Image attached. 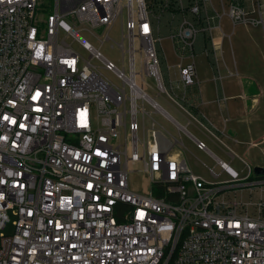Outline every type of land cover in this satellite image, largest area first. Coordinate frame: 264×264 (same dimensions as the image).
Instances as JSON below:
<instances>
[{
  "label": "built area",
  "instance_id": "built-area-1",
  "mask_svg": "<svg viewBox=\"0 0 264 264\" xmlns=\"http://www.w3.org/2000/svg\"><path fill=\"white\" fill-rule=\"evenodd\" d=\"M164 13L176 58L166 74ZM248 15L243 0H0V264H264V177L217 160L230 178L207 181L153 117L183 129L162 98L222 143L191 110L195 43L205 33L221 50L224 16L264 29ZM118 20L121 66L81 34L108 40ZM135 172L147 194L130 188ZM237 187L249 201L227 194Z\"/></svg>",
  "mask_w": 264,
  "mask_h": 264
},
{
  "label": "rangeland",
  "instance_id": "rangeland-1",
  "mask_svg": "<svg viewBox=\"0 0 264 264\" xmlns=\"http://www.w3.org/2000/svg\"><path fill=\"white\" fill-rule=\"evenodd\" d=\"M260 1L261 3H263V5L259 7L256 0H253V2L252 0H243L246 12H249L253 9L255 10V13L250 14L249 12V18L257 20L260 19V11L264 9V0ZM168 19H170V14L164 13L160 20H154L155 26L159 28V33H156V37H162L161 42L157 43V48L165 74L166 64H174L176 62V58L173 53L170 40L167 38V36L169 35ZM222 29L223 32L227 35L225 36L222 44L223 57L220 58V69L224 77H229L227 67L233 68L234 70L236 63L240 76L250 75L258 77L261 76L264 78V31L262 25H254L251 23L243 24V22H237L234 27L230 22V19H228L227 16H224L222 20ZM108 33L110 35V39L103 40L105 33L103 34V31H101L100 29L98 30L97 37L85 31L81 32L82 36L87 39L95 48L99 49V51L104 57L114 62L117 66H121L123 63V56L122 48L119 45L122 41L121 24L119 20L113 24ZM229 34L230 37L228 36ZM204 35L205 34L200 33L197 38L198 40H196L195 43V53L198 54V56L196 57V62L199 71V79L202 80L203 91L207 89L206 82L211 80V77L213 76L209 65L210 63L208 62L211 59H208V57H204V55L200 54V40L204 38ZM124 43L126 45L127 41L124 40ZM209 48L213 49V46L210 44ZM217 49L220 51V43ZM80 51L83 54H87V51L82 48L80 49ZM125 58L127 60V55ZM210 58H212L213 60L215 59L213 54H211ZM110 76L113 77L112 75ZM224 82H226V80H224ZM149 93L153 95V92L151 90H149ZM157 100L173 116H178L174 109L169 104L164 102L162 98L158 97ZM153 117H156L158 120H160L171 131L172 126L170 125L167 119H165L159 114H154ZM205 123L206 125L211 127L206 121ZM188 129L196 137H198L199 139H203L206 142L208 149L212 153L237 168L240 178L246 177L248 169L246 165L239 159V157H236L234 160H231V157L227 154V150L221 148L215 139H212V137H209L208 135L206 136L194 125L189 126ZM212 129L220 138H224L221 133L216 131L214 128ZM181 139L183 140L185 145V148L180 149L182 152V157L186 159L188 165L194 173L202 176L209 182H217L230 178V176L226 172L222 171L221 166L217 164L215 158H213L210 153L198 149L195 145V142L189 136L184 134L182 135ZM234 150L240 157H243L249 162L251 160L254 162V159L258 158L261 155L259 149H253L250 155L245 153L244 149H242L241 147H235ZM211 168H213L214 171L219 174L218 177H215L211 173ZM257 178L258 176L253 170L251 180H256ZM241 183L243 182L239 181L234 184ZM129 186L132 190L137 191L139 193L147 194L149 192L148 179L141 172L129 174ZM235 189H238L236 193L234 192V190H231L227 194H230V196L232 197H234L236 194L238 198H242L244 201L250 200V189H242V187H237ZM254 196L256 195L254 194ZM14 219L15 216L11 213L10 221L7 223L5 229L3 230L4 233H13Z\"/></svg>",
  "mask_w": 264,
  "mask_h": 264
},
{
  "label": "crops",
  "instance_id": "crops-1",
  "mask_svg": "<svg viewBox=\"0 0 264 264\" xmlns=\"http://www.w3.org/2000/svg\"><path fill=\"white\" fill-rule=\"evenodd\" d=\"M262 5L263 3H261V6ZM249 12L250 14L255 13V10L253 9ZM261 15L264 18V9L260 11V17ZM222 20L220 24L221 32L216 31L214 33V36L218 37L219 41L221 42L220 51L218 50L215 53L213 49H210L209 47L211 42L209 41L207 34L202 33L205 35L204 38L200 40V54L204 55V57H208V59H211L208 62L210 63L209 65L213 76L211 77V80L206 82L207 89L203 91L202 80L199 79L198 71L199 85H194L189 89V100L194 105L191 110L201 120L202 123L206 125V121L212 128L223 135L225 139L220 138L211 127L206 125L222 141V143H219L216 140L221 148L227 150V154L231 157V160L239 157L243 163H250L252 169L254 170L256 166L264 167V78L261 76L258 77L250 75L240 76L236 63L234 70L233 68L227 67L229 77H224L220 69V58L223 57L222 44L225 36L227 35L223 32ZM230 22L235 27L236 23L234 24L231 20ZM228 36L230 37V34ZM211 54L214 55V60L210 58ZM197 56L198 54H196V57ZM219 76L221 77L220 79H215V77ZM224 80H226V82H224ZM224 97L226 98L225 100L223 99ZM218 98H220V102H218ZM176 114L178 116L174 117L178 120L183 129H178L176 125H173L171 122L169 123L173 128H171V132L176 137L181 139L182 135H187L184 129L189 131V126L194 125L197 127V125L195 123L189 122L187 115L178 112H176ZM199 130L202 131L206 136L208 135L209 137H212L209 133L201 129ZM200 140L204 141L203 139ZM233 147H241L248 155H250L253 149H259L261 155L258 158H255L254 162L252 160L249 162L243 157H240L235 152ZM208 153H210L213 158H215L216 162L217 160L225 162L233 170L238 172L237 168L225 160L220 159L210 150ZM232 154L235 156H232ZM262 175L264 174L257 176L264 177Z\"/></svg>",
  "mask_w": 264,
  "mask_h": 264
},
{
  "label": "water",
  "instance_id": "water-1",
  "mask_svg": "<svg viewBox=\"0 0 264 264\" xmlns=\"http://www.w3.org/2000/svg\"><path fill=\"white\" fill-rule=\"evenodd\" d=\"M254 172H255V174H257V175L264 174V167H263V166H256V167L254 168Z\"/></svg>",
  "mask_w": 264,
  "mask_h": 264
},
{
  "label": "trees",
  "instance_id": "trees-1",
  "mask_svg": "<svg viewBox=\"0 0 264 264\" xmlns=\"http://www.w3.org/2000/svg\"><path fill=\"white\" fill-rule=\"evenodd\" d=\"M262 176H264V175H262ZM261 177V176H260Z\"/></svg>",
  "mask_w": 264,
  "mask_h": 264
}]
</instances>
